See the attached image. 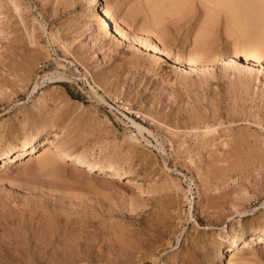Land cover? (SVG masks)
<instances>
[{"label":"rangeland","instance_id":"rangeland-1","mask_svg":"<svg viewBox=\"0 0 264 264\" xmlns=\"http://www.w3.org/2000/svg\"><path fill=\"white\" fill-rule=\"evenodd\" d=\"M106 1L167 56L105 35ZM174 1L14 0L18 11L0 0V164L6 148L59 126L68 151L134 176L12 162L0 171V264H226L234 237L261 227L264 60L186 68L205 18ZM215 28L212 55L227 57L233 37ZM262 245L240 257L264 264Z\"/></svg>","mask_w":264,"mask_h":264},{"label":"bare ground","instance_id":"bare-ground-1","mask_svg":"<svg viewBox=\"0 0 264 264\" xmlns=\"http://www.w3.org/2000/svg\"><path fill=\"white\" fill-rule=\"evenodd\" d=\"M149 1L150 0H148V3H147V0H146V6L147 4L150 5V3H153L151 4L153 6L156 3V2L154 3V0H152L151 2ZM176 1L173 2V5L174 3H176L175 5L177 6V4L181 3L182 6L181 5L180 6L183 7V12H182L183 14H186V15L189 14V12L191 11L190 9L191 4H193L195 6L192 5L191 7L192 11H194V13L199 11V13H202V15H204V18H205L199 21L200 22L199 29L200 27L201 29L198 33H196L197 35L195 34L196 35V37L194 38L195 49L186 51V53L184 54L185 57L179 59V62H183L186 68L190 69L191 71L192 70L196 71L200 69V67H204V65H207L209 62L213 61V63H216V62H219L220 60L223 62H227V63L235 62L234 66H237L239 70L241 69L249 70V69H252L253 67H258V69L262 68L261 61L264 60V0H181V2H176ZM12 2H14V0H12ZM15 4L16 5L14 8L20 11L19 9L20 7L18 6L19 4L17 5V2ZM187 5H189V7ZM184 6H187L190 10ZM155 7H154V10H155ZM149 8L151 9L152 7H149ZM158 9H159L158 12H160V16H163L164 14L162 13H164L163 11L164 9L159 7L156 10ZM187 9L189 12L187 11ZM155 11H153V13L155 14L153 15L152 13L151 17L154 16L158 18L159 14H156L157 11L156 12ZM184 11L186 13H184ZM101 14L103 15V17L101 18L99 28L102 30V32L105 33V35L112 34L113 36L119 38L120 40L127 41L132 46L135 45V46L141 47V49L145 51L153 53L158 58L164 59L167 56V53L165 52V50L159 45V42H158L159 38H154L155 41L151 42V41H148L146 38L137 37V36L129 34L126 31L125 27H123L120 24L121 20H119L120 18L118 15V9L114 8L111 2L106 1L105 6L103 7V12H101ZM183 18H185V16ZM33 20L34 22L35 21L38 22L37 18H34ZM154 20H156V18H154ZM220 24L224 26V30L227 33V36L233 37L232 38L233 40L231 42V45H229L231 47L228 49V55H226L227 57L217 58L215 55H212V49H211L209 40H210V36L212 35V31L215 30L216 29L215 27H218V25ZM30 30L31 31L26 30L27 33L30 32L29 34L30 37L35 36L33 34L35 27H33ZM94 39L96 40L95 43H98L97 40L99 39L97 37H94ZM33 42H35V40L32 41V43ZM198 42L200 44H198ZM195 43H197V45ZM35 44L37 45V42ZM194 45H193V48H194ZM203 52L205 53L204 55H202ZM239 59H241V61L236 62V60H239ZM247 62H250L252 66H248L246 64ZM132 122L138 128L140 133L142 132L143 129L146 128V127L144 128L143 125H141L140 123L136 121L132 120ZM37 135L38 133L28 135L24 137L23 139H21L19 144L6 148L4 150L5 154L1 158L0 171H3L4 169L11 166L12 162L19 160V164H21V167L24 166L25 168L26 167L32 168L36 164L39 165L38 167L41 166L40 167L41 169L47 168V170L48 168L52 169L54 167H55L54 169H57V167L59 168V166H61L60 167L61 169L63 166H70L73 169H75L73 171H76V170L78 172L83 171L86 174H91L92 171H97V172L99 171L97 173L99 175H103V174L106 176L113 175L115 177V180L118 177H127V180L130 182V180L134 178L132 173L128 171H122L119 167L115 165H112V164L103 165V164H100L98 161H95L91 157H88L86 154H81V153L77 154V153H72L68 151L64 147V145L66 143L68 144L72 142V140L74 141V139L70 136H65V135L63 136V134L61 133V128L59 126H56L51 131L47 132L41 139L39 138V141H38ZM38 143L41 144V152H38V150L36 149ZM25 157L26 159H24ZM29 169L27 170L29 171ZM54 169L52 171H54ZM56 171L58 172L59 169L55 170V173H57ZM75 174H78V173H75ZM138 187H139V192H140V190H142L143 187L142 185H138ZM236 203H230L231 207L236 206ZM244 206L245 205H242L243 208ZM228 209H230L228 210V214H231L232 208H228ZM234 209H236V207H234ZM243 210L244 209H237V211L239 212H242ZM224 224L225 223H223V225ZM260 224H261V227L260 228L258 227L256 230L254 229L255 231L249 236L243 237L244 235H238L234 237L235 239L233 240V243H232L233 246L229 250L230 252L229 258L226 264H251L252 262H255V263L259 262V260L256 259L257 257L255 258L254 256H252V258L251 257L241 258L240 254L244 251L246 246H249L250 244L253 246L258 245V244H263L262 246L264 247V220L261 221ZM222 237L223 239H231L232 236H229L227 233H225ZM221 253H222V249L220 246H218L217 252H216L217 256H220Z\"/></svg>","mask_w":264,"mask_h":264}]
</instances>
